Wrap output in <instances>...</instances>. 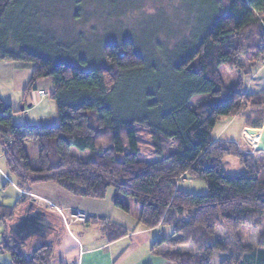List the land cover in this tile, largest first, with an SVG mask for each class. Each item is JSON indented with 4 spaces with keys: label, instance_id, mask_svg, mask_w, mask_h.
Returning <instances> with one entry per match:
<instances>
[{
    "label": "trees",
    "instance_id": "16d2710c",
    "mask_svg": "<svg viewBox=\"0 0 264 264\" xmlns=\"http://www.w3.org/2000/svg\"><path fill=\"white\" fill-rule=\"evenodd\" d=\"M205 1L213 17L193 52L162 60L126 38L105 42L103 63L87 68L65 38L74 34L72 26L55 22L71 8L74 19L81 18L89 0H0V59L34 65L22 104L40 80L49 79L58 116L56 126L15 124L13 106L0 97V150L21 189L58 183L73 195L104 199L114 188V205L125 211L130 207L122 197H131L142 226L172 228V237L153 247H174L165 257L175 264H264V151L245 152L213 134L222 117L264 126V91L240 88L243 75L264 65V0ZM223 64L239 73L233 87L222 79ZM139 74L146 77L140 97L135 87H124L125 78ZM199 94L207 96L192 108L190 100ZM135 97L138 106L132 105ZM28 139L39 146L37 167L24 146ZM143 143L156 161L139 157ZM227 156L238 158L245 172H225ZM184 175L205 181L207 193L178 188ZM14 215L15 207L0 203V222ZM246 228L258 231L256 246L243 238ZM219 229L228 233L227 243L217 240ZM189 244L195 254L181 252ZM10 250L16 264H49L54 253L52 245L30 258Z\"/></svg>",
    "mask_w": 264,
    "mask_h": 264
},
{
    "label": "crops",
    "instance_id": "0c3cea01",
    "mask_svg": "<svg viewBox=\"0 0 264 264\" xmlns=\"http://www.w3.org/2000/svg\"><path fill=\"white\" fill-rule=\"evenodd\" d=\"M33 68L32 63L0 59V97L13 106L15 124L56 126L57 109L50 98L53 87L49 79L40 80L22 104ZM245 128L243 123L240 148L253 152L256 145L246 137ZM114 197L115 189L104 199L83 198L58 183H36L29 190L21 189L0 150V203L15 207V215L0 222V264H16L10 248L30 258L43 245L53 246L49 264H175L165 257L174 247L167 243L153 247L156 241L171 238L172 228H145L134 201L122 197L130 207L125 211L114 205ZM77 210L85 212L89 222H70L71 213ZM98 219L105 223L96 224Z\"/></svg>",
    "mask_w": 264,
    "mask_h": 264
},
{
    "label": "rangeland",
    "instance_id": "374dc122",
    "mask_svg": "<svg viewBox=\"0 0 264 264\" xmlns=\"http://www.w3.org/2000/svg\"><path fill=\"white\" fill-rule=\"evenodd\" d=\"M84 15L81 18L74 19L73 8L62 13L57 24H70L73 29L71 35L65 38L73 44L72 51L78 59L86 58L87 68L94 67L98 63H103L102 46L107 41H118L130 38L137 46V49L145 55H157L164 60L169 54L181 55L187 52H193L198 44V40L206 31V26L213 17V9L205 0H89L84 6ZM64 7V5H60ZM66 17L64 20L61 17ZM64 17V18H65ZM117 42V43H118ZM154 48V49H153ZM79 62V60H78ZM261 67V68H260ZM253 69L251 74L243 75L244 83L241 90L249 93L264 91V65ZM220 73L225 85L235 86L238 82L239 73L237 70H231L226 65H221ZM144 75H138L134 80L125 78L124 87H135L136 93H142L144 88ZM142 79V81H141ZM207 94L195 95L190 100V106L193 108L199 102L206 98ZM141 103L142 99L139 98ZM138 106V98L131 99ZM129 103L130 101L127 100ZM243 117H222L215 125L214 137L221 140L234 141L239 147L243 144L242 127ZM264 127V126H263ZM262 127V128H263ZM248 139L250 137L246 134ZM147 139V137H145ZM145 140V139H143ZM249 141V140H248ZM253 147L257 145L256 140L250 139ZM255 143V145L253 144ZM25 148L32 166H37L38 143L34 139L25 141ZM139 157L150 162L158 159L152 152L148 144L143 143ZM177 147L171 139V153L176 152ZM78 155L86 156L88 151L73 149ZM254 152V151H253ZM222 169L230 174H241L245 172L244 166L238 158L227 156L221 161ZM178 188L193 192L196 194H205L208 191V185L205 181L192 178L186 175L178 181ZM114 188H109L108 197ZM130 202L133 199L129 197ZM132 204V203H131ZM90 219V218H89ZM89 219L87 222H89ZM96 224H103L105 220H96ZM256 229L246 228L243 232V238L253 246L257 245ZM228 233L226 230L219 229L217 240L226 242ZM181 252L191 251L196 253L192 244L181 247ZM227 254H217L215 261L223 260L228 257Z\"/></svg>",
    "mask_w": 264,
    "mask_h": 264
},
{
    "label": "water",
    "instance_id": "95a60500",
    "mask_svg": "<svg viewBox=\"0 0 264 264\" xmlns=\"http://www.w3.org/2000/svg\"><path fill=\"white\" fill-rule=\"evenodd\" d=\"M21 108L24 109V105H22ZM245 132L249 135L250 138L255 139L259 137V142L256 145V150L264 151V127L263 128L246 127Z\"/></svg>",
    "mask_w": 264,
    "mask_h": 264
},
{
    "label": "built area",
    "instance_id": "2783aa9c",
    "mask_svg": "<svg viewBox=\"0 0 264 264\" xmlns=\"http://www.w3.org/2000/svg\"><path fill=\"white\" fill-rule=\"evenodd\" d=\"M88 219H89V216L85 212H82L80 210L74 211L70 215V222H73V223H75V222H87Z\"/></svg>",
    "mask_w": 264,
    "mask_h": 264
},
{
    "label": "bare ground",
    "instance_id": "6f19581e",
    "mask_svg": "<svg viewBox=\"0 0 264 264\" xmlns=\"http://www.w3.org/2000/svg\"><path fill=\"white\" fill-rule=\"evenodd\" d=\"M247 134V133H246ZM248 135V134H247ZM249 136V135H248ZM251 139H253V138H251ZM254 140H256V141H258L259 142V137H257V138H255ZM258 142H257V144H258Z\"/></svg>",
    "mask_w": 264,
    "mask_h": 264
}]
</instances>
